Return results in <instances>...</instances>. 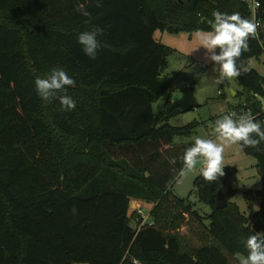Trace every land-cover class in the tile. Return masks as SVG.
I'll use <instances>...</instances> for the list:
<instances>
[{
    "label": "trees",
    "instance_id": "obj_1",
    "mask_svg": "<svg viewBox=\"0 0 264 264\" xmlns=\"http://www.w3.org/2000/svg\"><path fill=\"white\" fill-rule=\"evenodd\" d=\"M0 0V264H239L248 235L264 232V143L242 152L255 160L261 188L245 192L249 215L229 202L236 170L207 182L198 174L189 197L172 192L179 157L200 126L172 127L177 107L153 114L172 88L161 77L173 52L154 33L210 30L214 10L250 13L241 0ZM83 6L91 19L80 15ZM258 17L264 20V2ZM100 29L94 60L77 35ZM238 63L261 55L256 38ZM62 67L75 80L76 108L44 102L34 79ZM246 96L235 108L262 122L264 77L252 70L235 78ZM242 93H236V96ZM176 157V163L169 160ZM227 205L214 209L218 191ZM151 205V226L130 228V201ZM258 210H251L252 204ZM75 208V214L72 209ZM135 216H133L134 218ZM137 226V224H136ZM184 227L199 246L179 234Z\"/></svg>",
    "mask_w": 264,
    "mask_h": 264
},
{
    "label": "clouds",
    "instance_id": "obj_2",
    "mask_svg": "<svg viewBox=\"0 0 264 264\" xmlns=\"http://www.w3.org/2000/svg\"><path fill=\"white\" fill-rule=\"evenodd\" d=\"M97 0V7H99ZM259 7V3H256ZM80 15L87 18L91 14L81 6ZM212 19L208 21L210 30L197 29L194 39L197 47L194 51L203 49L206 59L217 68L219 73L216 83L231 80L241 75L242 66L238 63L242 52L249 50V38L257 36L258 24L252 19L242 17L238 12L231 14L214 10ZM100 29L92 28L77 35V43L89 59L94 60L101 43L97 39ZM191 71V69H189ZM75 80L68 75L62 67L51 69L43 77L34 79V90L38 98L44 102L57 101L62 111H72L76 108V100L68 94V89L75 87ZM229 95L235 92L229 90ZM214 137L196 136L190 146L186 147L179 157L182 167L178 177H187L196 170L198 164L199 175L203 181L213 182L224 175V152L227 146H235L237 150L257 148L264 143V123L257 121L250 112L237 115L233 111L222 114L214 121ZM176 157L169 160L170 164L176 163ZM76 209L72 212L75 214ZM247 255L239 256V264H264V232L250 234L245 240ZM134 264H140L138 260Z\"/></svg>",
    "mask_w": 264,
    "mask_h": 264
},
{
    "label": "rangeland",
    "instance_id": "obj_3",
    "mask_svg": "<svg viewBox=\"0 0 264 264\" xmlns=\"http://www.w3.org/2000/svg\"><path fill=\"white\" fill-rule=\"evenodd\" d=\"M154 39L173 52L168 56L166 60L167 67L161 73V77L172 80V88L152 105L153 114H157L166 106H175L179 114L170 120L169 124L172 127H182L193 121L201 123L188 138H174L175 143L192 142L196 136L214 137V121L228 111L235 112L240 99L246 96L245 92L237 84L235 78L224 80L220 84L215 82L219 75L217 68L213 67L211 62L206 59L203 49L194 51L197 47L194 33L169 34L155 32ZM242 69V71L252 70L263 77L264 62L262 57L250 59L247 66ZM229 90L242 93V95L233 97V95H229ZM257 100L261 105H264V97H257ZM223 155L224 168H234L236 170L235 181L231 186L233 194L229 197V202L234 204L239 212L247 217L249 207L244 201V193L248 191L255 192L261 188V180L255 167V160L237 150L234 145L227 146ZM200 167L201 165L198 164L196 170L187 177H177L172 186V192L180 199L189 197L193 209L200 215L206 216L210 214L209 208L198 202L192 192L193 181L199 174ZM135 202L136 204L131 203L128 212L131 218L129 226L132 229L136 227L138 221L136 209H141L144 216H149L151 209L150 204L143 201ZM251 210L256 212L258 204H252ZM133 216L135 217L133 218ZM179 234L186 237L189 245L199 246L196 237L187 232L186 227L181 229ZM237 261L239 262V258Z\"/></svg>",
    "mask_w": 264,
    "mask_h": 264
},
{
    "label": "built area",
    "instance_id": "obj_4",
    "mask_svg": "<svg viewBox=\"0 0 264 264\" xmlns=\"http://www.w3.org/2000/svg\"><path fill=\"white\" fill-rule=\"evenodd\" d=\"M241 2H243L246 6V8L248 9L249 13H250V18L252 19L255 23L258 24V28H257V36L255 37L260 48H261V55L260 57H262L263 62H264V20H262L260 17H258V14L262 8L263 2L264 0H241ZM256 3H259V7H256ZM264 14V11H263ZM264 77V76H263ZM218 94L220 95V93L218 92ZM247 111H242L241 113L244 114ZM259 115H262V122L264 123V105H261V113ZM136 215H137V229H140L143 225L147 224L148 226L152 225V222L149 221V217L148 215L144 216L143 212L141 209H136ZM134 261H136V259L132 258V257H124L121 261V264H134Z\"/></svg>",
    "mask_w": 264,
    "mask_h": 264
},
{
    "label": "water",
    "instance_id": "obj_5",
    "mask_svg": "<svg viewBox=\"0 0 264 264\" xmlns=\"http://www.w3.org/2000/svg\"><path fill=\"white\" fill-rule=\"evenodd\" d=\"M227 205V199L224 193H222L220 190L218 191L215 201H214V209L215 210H221L225 208Z\"/></svg>",
    "mask_w": 264,
    "mask_h": 264
},
{
    "label": "crops",
    "instance_id": "obj_6",
    "mask_svg": "<svg viewBox=\"0 0 264 264\" xmlns=\"http://www.w3.org/2000/svg\"><path fill=\"white\" fill-rule=\"evenodd\" d=\"M235 95H236V93H235ZM235 95H234L233 97H235ZM132 202H133L134 204H136L135 200L130 201L128 212H129V210H130V208H131V203H132ZM137 203L139 204L140 202H137ZM140 204H141V203H140Z\"/></svg>",
    "mask_w": 264,
    "mask_h": 264
}]
</instances>
